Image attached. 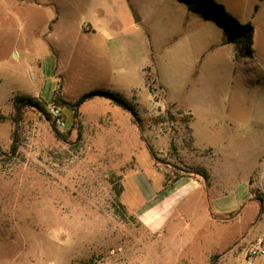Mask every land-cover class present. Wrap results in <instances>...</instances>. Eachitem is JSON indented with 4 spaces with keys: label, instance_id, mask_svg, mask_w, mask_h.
I'll list each match as a JSON object with an SVG mask.
<instances>
[{
    "label": "rangeland",
    "instance_id": "1",
    "mask_svg": "<svg viewBox=\"0 0 264 264\" xmlns=\"http://www.w3.org/2000/svg\"><path fill=\"white\" fill-rule=\"evenodd\" d=\"M214 2L252 24L250 49L181 0H0V264H247L264 236V1ZM96 89L139 105L142 140L171 180L210 179L178 155V117H193L200 149L250 191L206 230L228 236L190 242L178 222L152 233L122 205L112 126L70 107Z\"/></svg>",
    "mask_w": 264,
    "mask_h": 264
},
{
    "label": "crops",
    "instance_id": "2",
    "mask_svg": "<svg viewBox=\"0 0 264 264\" xmlns=\"http://www.w3.org/2000/svg\"><path fill=\"white\" fill-rule=\"evenodd\" d=\"M127 20L130 26L137 24L132 17ZM87 27L92 30L90 24ZM91 30L84 29L83 32L88 34ZM131 102L140 115L139 105ZM65 113L68 118L72 117L68 110ZM86 115L95 117V121L106 124L107 128L109 124L112 126L111 138L122 171L120 200L147 231L160 232L178 222V227L187 228L183 229V234H188L187 241L190 242H202L207 236L208 242L218 243L229 235L221 230L218 239L214 240V232L207 233L206 230L214 216L223 217L240 209L250 197V191L245 187L236 189L240 183L236 184L225 169L214 167L215 155L211 149H200L192 116L178 117V155L183 169H203L208 172L209 180L183 170L171 180L168 168L156 163L150 145L142 140V137L146 139L147 133L141 132L134 116L108 98L95 97L82 104L79 116ZM230 235L238 240L241 234Z\"/></svg>",
    "mask_w": 264,
    "mask_h": 264
},
{
    "label": "trees",
    "instance_id": "3",
    "mask_svg": "<svg viewBox=\"0 0 264 264\" xmlns=\"http://www.w3.org/2000/svg\"><path fill=\"white\" fill-rule=\"evenodd\" d=\"M183 1L188 10L197 16L204 19H212L220 23L229 33V38L226 43L236 44L238 46H246L250 49L254 43V28L251 23L241 24L237 19L230 16L224 6L218 5L214 0H181ZM263 1V0H260ZM256 6V10H258ZM95 97H105L111 100L117 106L129 111L136 121H138V114L133 106V104L128 101L125 97L119 93H113L106 91L104 89H96L89 93L84 94L75 103L70 104L73 111L75 120L79 117V108L86 101L93 99ZM15 103H24L27 106L38 107L33 98L27 97H17ZM19 105V104H17ZM138 123V122H137ZM139 125V124H138ZM151 149V148H150ZM152 155L154 156L152 150Z\"/></svg>",
    "mask_w": 264,
    "mask_h": 264
},
{
    "label": "built area",
    "instance_id": "4",
    "mask_svg": "<svg viewBox=\"0 0 264 264\" xmlns=\"http://www.w3.org/2000/svg\"><path fill=\"white\" fill-rule=\"evenodd\" d=\"M49 115L51 116L53 124L61 129L66 127V121L62 109L57 105H52L49 108ZM264 256V236L257 237L246 251L245 259L247 264H255L257 258Z\"/></svg>",
    "mask_w": 264,
    "mask_h": 264
},
{
    "label": "water",
    "instance_id": "5",
    "mask_svg": "<svg viewBox=\"0 0 264 264\" xmlns=\"http://www.w3.org/2000/svg\"><path fill=\"white\" fill-rule=\"evenodd\" d=\"M134 20L136 23H140L141 22V18L136 14L134 17Z\"/></svg>",
    "mask_w": 264,
    "mask_h": 264
}]
</instances>
